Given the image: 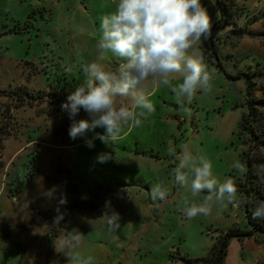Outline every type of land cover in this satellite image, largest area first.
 <instances>
[{
    "label": "rangeland",
    "instance_id": "obj_1",
    "mask_svg": "<svg viewBox=\"0 0 264 264\" xmlns=\"http://www.w3.org/2000/svg\"><path fill=\"white\" fill-rule=\"evenodd\" d=\"M233 1L235 20L226 21L217 0H202L212 33L192 51L215 69L212 90L182 106L169 86L149 83L155 112L114 145L96 139L89 148L85 139L104 129L72 140V121L48 95L67 100L83 82L81 63L98 55L100 18L118 0H0V264H68L54 241L73 227L92 264H219L223 253L224 264H264L262 237L242 234L251 226L239 189V206L188 221L177 204L190 193L175 183L177 162L167 154L169 145L179 153L187 144L239 188L243 176L232 164H245L248 102L264 98V0ZM121 62L111 53L105 61L113 69ZM87 118L83 109L76 117ZM104 152L113 158L100 163ZM157 176L169 196L154 202ZM61 196L65 215L55 225ZM112 210L120 214L115 233L106 224Z\"/></svg>",
    "mask_w": 264,
    "mask_h": 264
},
{
    "label": "clouds",
    "instance_id": "obj_2",
    "mask_svg": "<svg viewBox=\"0 0 264 264\" xmlns=\"http://www.w3.org/2000/svg\"><path fill=\"white\" fill-rule=\"evenodd\" d=\"M209 2L215 5V0ZM212 27V17L202 0H118L116 10L100 18L96 59L81 63L83 82L61 105L72 121L69 137L86 138L89 132L103 128V134L97 132L91 139L86 138V145L94 147L96 139L114 145L122 139L125 127H139L141 118L155 112L152 93L146 87L149 83L153 88L169 86L182 106L190 104L197 92H210L215 69H209L203 56L192 50L211 36ZM109 53L122 61L115 69L105 63ZM177 79L179 82L173 85ZM81 109L88 118L77 120ZM167 154L177 162L173 170L175 183L190 193L177 204L188 221L208 217L214 208L219 213L242 203L235 180L228 177L221 181L214 175L208 157L194 154L187 144L179 153L169 145ZM112 158V153L104 152L97 160L104 163ZM232 168L238 176L247 172L239 159ZM156 181L150 189L151 200L164 201L169 191L159 176ZM54 192L51 189L45 195L52 198ZM65 203L66 198L61 196L53 224L59 225L64 219L59 205ZM105 216L108 232H117L120 214L112 210ZM252 218L264 219V201L254 207ZM84 241L85 235L73 227L61 233L54 246L65 254L68 264H92L93 257L79 251Z\"/></svg>",
    "mask_w": 264,
    "mask_h": 264
},
{
    "label": "trees",
    "instance_id": "obj_3",
    "mask_svg": "<svg viewBox=\"0 0 264 264\" xmlns=\"http://www.w3.org/2000/svg\"><path fill=\"white\" fill-rule=\"evenodd\" d=\"M217 3L221 10L222 20L226 18V21H234V1L225 3L223 0H217ZM236 29L239 31V28ZM214 53L220 57L217 49L214 50ZM249 94L251 95L250 91ZM45 96L44 93L42 97ZM54 96L53 93L48 95L58 105L66 101L63 96H59L58 92ZM248 103L249 112L245 117V132L248 135L249 148L245 151L244 158L247 172L243 175L238 189L243 199L251 230L242 232V234L249 236L258 234L264 240V219L252 218L254 207L264 201V98L254 95ZM223 255L224 253L220 256L219 264H224Z\"/></svg>",
    "mask_w": 264,
    "mask_h": 264
}]
</instances>
